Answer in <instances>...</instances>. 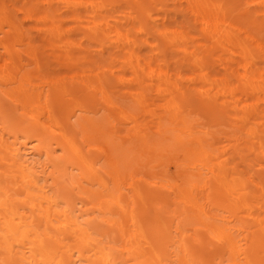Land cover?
Wrapping results in <instances>:
<instances>
[{"label": "bare ground", "instance_id": "obj_1", "mask_svg": "<svg viewBox=\"0 0 264 264\" xmlns=\"http://www.w3.org/2000/svg\"><path fill=\"white\" fill-rule=\"evenodd\" d=\"M0 264H264V0H0Z\"/></svg>", "mask_w": 264, "mask_h": 264}, {"label": "rangeland", "instance_id": "obj_2", "mask_svg": "<svg viewBox=\"0 0 264 264\" xmlns=\"http://www.w3.org/2000/svg\"><path fill=\"white\" fill-rule=\"evenodd\" d=\"M201 114L204 116L206 123H208L211 126H214V131H219L220 130V121L219 120H214L212 119V114L205 110H201Z\"/></svg>", "mask_w": 264, "mask_h": 264}]
</instances>
